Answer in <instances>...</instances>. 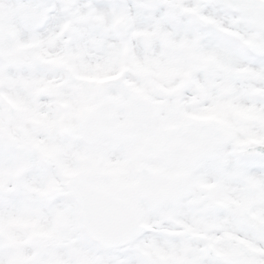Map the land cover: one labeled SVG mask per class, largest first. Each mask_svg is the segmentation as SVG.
<instances>
[{
	"label": "snow or ice",
	"instance_id": "6c2138e0",
	"mask_svg": "<svg viewBox=\"0 0 264 264\" xmlns=\"http://www.w3.org/2000/svg\"><path fill=\"white\" fill-rule=\"evenodd\" d=\"M0 264H264V0H0Z\"/></svg>",
	"mask_w": 264,
	"mask_h": 264
},
{
	"label": "rangeland",
	"instance_id": "374dc122",
	"mask_svg": "<svg viewBox=\"0 0 264 264\" xmlns=\"http://www.w3.org/2000/svg\"><path fill=\"white\" fill-rule=\"evenodd\" d=\"M130 135L134 137V133H132V134H130Z\"/></svg>",
	"mask_w": 264,
	"mask_h": 264
}]
</instances>
